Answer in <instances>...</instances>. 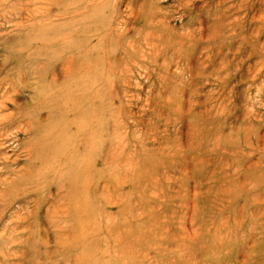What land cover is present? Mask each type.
Masks as SVG:
<instances>
[{"label": "rangeland", "instance_id": "obj_1", "mask_svg": "<svg viewBox=\"0 0 264 264\" xmlns=\"http://www.w3.org/2000/svg\"><path fill=\"white\" fill-rule=\"evenodd\" d=\"M240 1L0 0V264H264V6ZM217 2L253 37L194 90L178 33Z\"/></svg>", "mask_w": 264, "mask_h": 264}, {"label": "bare ground", "instance_id": "obj_2", "mask_svg": "<svg viewBox=\"0 0 264 264\" xmlns=\"http://www.w3.org/2000/svg\"><path fill=\"white\" fill-rule=\"evenodd\" d=\"M241 2L242 1H240L238 3L240 5L237 4L236 8H233V9H235L237 11L245 10V12H248V14H250V12H254V10H256L254 7L255 2L250 4V3H247V2H249L248 0H244V2H242L243 5ZM257 2H259V1H257ZM206 4H208V3H206ZM216 5H218V6L217 7L212 6L213 8H211L212 10H210V11L207 9V6H202V7L200 6V7L195 8V11L199 10V12H201V13H199L197 17H194V20H192V21L190 20L181 29V31H179V33H178L177 52H178V58H179L178 64H179V68H180V79H182L184 81V79L186 78V74L189 73L188 78L191 82L190 86L192 89H194L195 86H199L198 84H200V82L202 81L200 78L205 77L206 75L210 76V75L215 74L216 75V81L222 82L224 80V77L227 76V73L230 69V62H231L230 61L228 63V61H227L228 57H227V54L225 53V44L227 42H229L226 46L227 47L229 46L228 47L229 50H233L232 48H234L233 46H235L233 43L235 42L236 38H239L242 41L241 43H245V42H248L249 39L251 40L252 39L251 37H253V34H251V35L246 34V29H245L246 27L241 25V22H240L241 19L238 20V19L234 18L232 21L228 22L231 17L233 18V16H230V13H231L230 10H232L231 6H230V8H227L225 6V4H223L222 2H221V4L218 3ZM208 6L210 7L211 5H208ZM259 6L260 7L264 6V0H261V4L259 3ZM204 12H205V15L202 14ZM261 15H262V18L261 17L258 18L259 19L258 21H260V19L264 20V12ZM204 16H207L206 17L207 20L205 18H203ZM251 18L252 19L256 18L255 12L251 16ZM261 29L264 30L263 24L261 27L259 26L258 29H256V32H257L256 37L262 33ZM226 34H229V35L225 36ZM252 45L254 46V48H256V49H253L254 54H260L261 60L256 62L254 64V66L253 65L250 66V69H248V70H250V73H252L253 75L256 73L255 77L256 76H262L264 74V42L259 43L258 40L254 39ZM257 45H258L259 49H257ZM241 48H242V46L237 47L236 51H238V50L240 51ZM234 52L235 51H233V53ZM235 54H237V53L235 52ZM231 56H233V55H231ZM236 56H235V58H236ZM218 59H220V60L218 61V64H216ZM211 65H217V67L215 66L214 69L210 71L209 69H210ZM236 65H237V63H236ZM253 69L255 71H257L258 73L255 71L253 72L252 71ZM224 72H226V76L223 77L222 74ZM224 82H225V80H224ZM183 85H186V84H183ZM222 89H224V88H222ZM196 90H197V88H196ZM258 91L260 92V90H258ZM221 99L223 100V98H221ZM221 99L219 100V98H218L217 101H215L216 103H215L214 109H218L220 107V111L222 109V114H224L225 113L224 108L227 109V107H223V103H225V102L222 103ZM225 104L227 105V103H225ZM233 107H236V106H233ZM194 111H195V108H193V102H192L189 106V109H188V115L190 117L192 115V117L194 118L193 115H195L194 113L196 112V111L195 112ZM218 111H219V109H218ZM181 112H182V114H181V119H182V118L186 117V115H185V110H183ZM211 112H212V110H211ZM204 114H205V112L203 113L202 117H205ZM216 114H217V112H216ZM196 116L198 117V115H196ZM252 126H249L248 130L250 128H253ZM126 180H128V179H126ZM161 195H162V193H161Z\"/></svg>", "mask_w": 264, "mask_h": 264}]
</instances>
